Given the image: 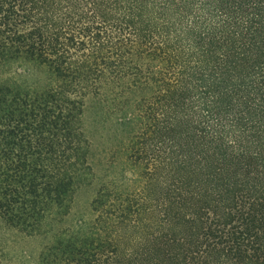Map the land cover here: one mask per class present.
<instances>
[{
	"label": "trees",
	"instance_id": "obj_1",
	"mask_svg": "<svg viewBox=\"0 0 264 264\" xmlns=\"http://www.w3.org/2000/svg\"><path fill=\"white\" fill-rule=\"evenodd\" d=\"M88 98L98 189L91 216L56 231L63 264L263 253L248 223L264 215V0H0L10 226L41 232L94 177ZM206 219L189 242L179 226Z\"/></svg>",
	"mask_w": 264,
	"mask_h": 264
},
{
	"label": "rangeland",
	"instance_id": "obj_2",
	"mask_svg": "<svg viewBox=\"0 0 264 264\" xmlns=\"http://www.w3.org/2000/svg\"><path fill=\"white\" fill-rule=\"evenodd\" d=\"M85 109L84 126L89 138L95 140L94 143L91 142L90 152L94 177L86 179V183L76 190L72 210L67 215L58 214L54 219H47L41 232L30 234L12 227L0 215V264H63L65 255L61 248H55L58 239L61 240L63 236L56 237V231L67 228L82 217L86 219L91 216L89 203L98 189V102H95V98L87 99ZM258 216L254 215L248 227L259 234L264 249V215ZM179 227L183 234L190 236L189 242H193L205 238L213 225L206 219L196 225L186 224ZM47 246H51L49 251H46ZM185 247L191 248V245L186 244ZM207 264H264V251L249 252L240 256L220 252L214 254Z\"/></svg>",
	"mask_w": 264,
	"mask_h": 264
}]
</instances>
